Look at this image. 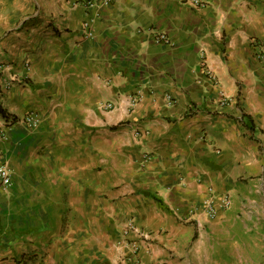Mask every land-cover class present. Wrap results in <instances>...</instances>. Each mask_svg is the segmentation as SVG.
<instances>
[{
  "label": "crops",
  "instance_id": "0c3cea01",
  "mask_svg": "<svg viewBox=\"0 0 264 264\" xmlns=\"http://www.w3.org/2000/svg\"><path fill=\"white\" fill-rule=\"evenodd\" d=\"M206 2L0 0V29L17 30L1 44L15 50L0 60V118L42 117L35 130L16 121L2 145L13 183L0 188V264H95L129 217L150 234L145 263L212 264L264 167V0ZM220 90L231 100L218 108ZM226 193L215 218L191 212Z\"/></svg>",
  "mask_w": 264,
  "mask_h": 264
},
{
  "label": "built area",
  "instance_id": "2783aa9c",
  "mask_svg": "<svg viewBox=\"0 0 264 264\" xmlns=\"http://www.w3.org/2000/svg\"><path fill=\"white\" fill-rule=\"evenodd\" d=\"M114 0H86V6L94 8L97 6H110ZM190 2L196 7H203L207 4L206 0H185ZM83 32L86 37H91L94 32L93 19L88 17L83 22ZM154 40L158 44L171 43L170 37L165 32L152 31ZM254 45V57L260 63L262 72L264 75V40L253 39ZM207 78L215 85L220 82L217 76L211 71H206ZM142 95L132 97L131 105L137 104L141 99ZM167 104L172 105L174 99L171 95L167 94ZM230 97L223 90H220L219 94L215 98V106L224 107L230 103ZM103 108L113 109L114 105L111 102H107L102 105ZM42 117L38 111H30L23 117L16 120L11 115L0 118V188L8 189L13 183V173L9 168L7 161L4 158L3 147L4 141L8 137V133L16 121L23 123L27 129L35 130L39 127ZM144 161H148L151 158L149 153H144ZM264 171V169H263ZM232 204V197L230 194H224L221 198H217L214 194L202 202L197 204L191 212L202 211L206 217L213 219L218 215V211L221 209H227ZM120 232L118 238V247L124 252V264H146L141 256L142 242L147 241L150 238V234L141 228L134 217L124 219L120 223ZM152 264H166L165 261L154 262Z\"/></svg>",
  "mask_w": 264,
  "mask_h": 264
},
{
  "label": "rangeland",
  "instance_id": "374dc122",
  "mask_svg": "<svg viewBox=\"0 0 264 264\" xmlns=\"http://www.w3.org/2000/svg\"><path fill=\"white\" fill-rule=\"evenodd\" d=\"M15 31H17L16 28L13 30L0 29V60L6 59V54L9 52L12 54L13 49L15 50V48H11V51H7L1 47L2 42L12 37ZM1 65H3L2 62H0ZM229 228L230 235L228 238L219 240L220 242L225 241L226 245L219 247L216 255L213 257L212 264H264L263 170L255 182L245 187L239 193L236 209L234 210V216ZM222 229V227L219 228V231H222ZM111 234L112 232L108 233L109 236ZM118 238L116 237V240L114 236L106 239V248L102 250L104 254L98 253V250L92 251V263L124 264L123 250L119 249L121 252L119 254L120 252H117L116 247L114 249L115 243H118ZM117 246L119 245L117 244Z\"/></svg>",
  "mask_w": 264,
  "mask_h": 264
},
{
  "label": "trees",
  "instance_id": "16d2710c",
  "mask_svg": "<svg viewBox=\"0 0 264 264\" xmlns=\"http://www.w3.org/2000/svg\"><path fill=\"white\" fill-rule=\"evenodd\" d=\"M14 119H15V117H14Z\"/></svg>",
  "mask_w": 264,
  "mask_h": 264
}]
</instances>
